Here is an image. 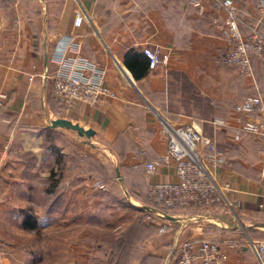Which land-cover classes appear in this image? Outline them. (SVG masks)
I'll return each mask as SVG.
<instances>
[{
  "label": "crops",
  "instance_id": "crops-1",
  "mask_svg": "<svg viewBox=\"0 0 264 264\" xmlns=\"http://www.w3.org/2000/svg\"><path fill=\"white\" fill-rule=\"evenodd\" d=\"M201 1L202 9L191 0L0 1V264H106L120 248L118 224L135 220L145 231L127 245L134 252L126 264H176L177 243L190 238L231 242L222 264H260L248 238L264 237V142L248 133L236 139L213 120L236 124L241 116L227 107L254 93L264 101V54L252 58L251 76L226 65L228 44L213 23L225 15ZM233 1L264 32L259 0ZM67 37L104 69L114 98L90 105L53 96L50 76ZM144 45L160 46L169 60L134 79L124 57ZM55 118L94 133L48 127ZM162 118L191 124L223 152L225 162L208 167L229 185L222 203L148 217V188L176 179L170 163L145 169L167 150ZM92 163L108 171L107 190L90 188ZM37 176L46 180L43 197ZM107 229L112 238L99 240Z\"/></svg>",
  "mask_w": 264,
  "mask_h": 264
},
{
  "label": "built area",
  "instance_id": "built-area-1",
  "mask_svg": "<svg viewBox=\"0 0 264 264\" xmlns=\"http://www.w3.org/2000/svg\"><path fill=\"white\" fill-rule=\"evenodd\" d=\"M1 1V0H0ZM215 14L223 12L221 23L214 16L213 23L220 30L228 44L222 60L239 73L253 74L252 58L264 54V33L257 25L247 23L240 15L233 0H207ZM199 9L204 7L201 0H191ZM259 12L264 17V0H259ZM245 30L246 33H243ZM65 52L58 57V67L52 79V94L61 102L74 104L85 102L96 104L103 98H114L115 92L105 83V71L91 60L81 55V44L72 37L64 38ZM70 53V54H68ZM141 53L148 59L151 69L167 65L169 54L158 45H144ZM47 76V75H46ZM30 80L33 76L29 77ZM233 110L241 118L233 124L220 118L214 124L229 128L236 139L248 133L264 142V101L260 94H250L233 105ZM161 128L167 136V150L158 159L145 164L147 173H154L162 163H170L175 168L176 179L154 183L147 194L148 201L155 207L148 206L154 215L165 210L196 206L209 208L225 200L227 182H216L208 167L225 162L223 152L213 143L204 141L200 130L191 124L173 125L161 119ZM260 180L264 186V162L260 168ZM94 186L106 190L105 184L95 181ZM263 204H260L262 207ZM150 217V216H148ZM152 217V216H151ZM155 217V216H154ZM260 264H264V239L250 240ZM225 246L231 242H219L210 238L182 239L175 248L176 264H222L228 259Z\"/></svg>",
  "mask_w": 264,
  "mask_h": 264
},
{
  "label": "trees",
  "instance_id": "trees-1",
  "mask_svg": "<svg viewBox=\"0 0 264 264\" xmlns=\"http://www.w3.org/2000/svg\"><path fill=\"white\" fill-rule=\"evenodd\" d=\"M124 64L129 69V71L132 73V76L134 77V79H140L144 77L148 73V70L151 69L148 64V59L141 52L135 51L133 49H130L126 53L124 57ZM90 169L92 170L94 174L98 176L96 177L97 181H102L104 183L107 182L108 171L103 165L92 163L90 165ZM148 190L146 193V203L154 206L151 202L148 201V198H147ZM123 203L124 205L127 204L125 202ZM189 207H192L194 209L200 208L196 206H189ZM174 209H178V208H173V209H170L169 211L174 210ZM139 228L141 232L145 231L141 223L135 220L132 222V228L129 227L125 232H122L121 234H119L118 241L116 242V244H118L120 248L118 249L116 254L112 256L111 260H108L106 262V264H126L127 263L126 261H128L131 258V255L134 252L131 246L130 247L128 246L129 249L127 250V245L135 244L138 241L136 232L138 231Z\"/></svg>",
  "mask_w": 264,
  "mask_h": 264
},
{
  "label": "rangeland",
  "instance_id": "rangeland-1",
  "mask_svg": "<svg viewBox=\"0 0 264 264\" xmlns=\"http://www.w3.org/2000/svg\"><path fill=\"white\" fill-rule=\"evenodd\" d=\"M263 33V32H262ZM263 55V54H262ZM229 66V65H228ZM230 67H232V66H230ZM233 68V67H232ZM235 69V68H234ZM234 105V104H233ZM233 105L231 106V107H227V108H229V109H231L232 107H233ZM227 128V127H226ZM229 129V128H228ZM231 131V130H230ZM243 135V134H242ZM23 157L24 158H27V159H29L30 158V156H28L27 154H24L23 155ZM260 177V176H259ZM93 180H96V178L95 179H93ZM32 181H35V182H37V187H36V194L38 195V196H40V197H43L44 196V192H43V190H45V187L47 186L46 185V180H45V178L44 177H39V176H37V178L36 179H34V178H32ZM97 181V180H96ZM99 182H101V183H103V184H105L104 182H102V181H99ZM260 182H261V180H260ZM49 183V182H48ZM106 185V184H105ZM106 187H107V185H106ZM90 188L91 189H93V190H96V189H98V188H96L95 186H94V181L91 183V185H90ZM150 188V187H149ZM86 189L87 190H90L89 189V186H88V188L86 187ZM98 190H102V189H98ZM107 190V189H106ZM222 203V202H221ZM38 205V204H37ZM43 205L44 204H39L38 205V208L39 207H43ZM147 206H150L151 208H153V207H155V206H152V205H149V204H147ZM184 208H186V207H184ZM39 209H42V208H39ZM167 212H169V210H165L164 211V213H162V214H166ZM152 213H154V211L152 212ZM150 217L149 218H151V216H152V218H154V214L152 215V214H148ZM148 215H146V216H148ZM118 226L120 227V231H124L125 229H128L129 227H131L132 228V222H129V221H127L126 223H124V224H118ZM108 228V227H107ZM150 230H151V228H150ZM261 230V229H260ZM151 232V231H150ZM258 232V231H257ZM259 232H261V231H259ZM100 234H97V237H99V240L100 239H103V240H101V241H105V240H107V239H111L112 238V234H111V232H109L108 231V229L107 230H102V231H100L99 232ZM118 237L119 236H117L116 237V242L118 241ZM249 240H252V239H254V241L255 240H260V239H264V237H261V235H258L257 236V234L255 233V234H253L252 235V237H249L248 238ZM248 241V240H247ZM106 243H108V242H106ZM248 243V242H247Z\"/></svg>",
  "mask_w": 264,
  "mask_h": 264
},
{
  "label": "water",
  "instance_id": "water-1",
  "mask_svg": "<svg viewBox=\"0 0 264 264\" xmlns=\"http://www.w3.org/2000/svg\"><path fill=\"white\" fill-rule=\"evenodd\" d=\"M46 125L52 128H56V127L68 128V129L76 131L79 136L90 137L94 133L92 129L90 128L85 129L79 124L73 123L72 121L65 119V118H55V119L48 120ZM146 208H149V207L146 206ZM260 226L264 228V224H261Z\"/></svg>",
  "mask_w": 264,
  "mask_h": 264
}]
</instances>
